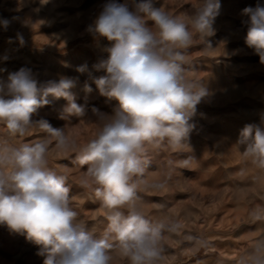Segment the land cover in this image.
Masks as SVG:
<instances>
[{
	"label": "clouds",
	"instance_id": "9594fccd",
	"mask_svg": "<svg viewBox=\"0 0 264 264\" xmlns=\"http://www.w3.org/2000/svg\"><path fill=\"white\" fill-rule=\"evenodd\" d=\"M48 0H41L47 4ZM221 12L220 0H196L190 13L175 15L157 0H107L87 26L94 39L111 42L103 50L106 58L87 74L99 95L117 105L111 113L95 106L91 113L96 125L93 136L83 144L69 137L66 128L53 127L45 118L35 119L39 110L64 99L60 119L88 117L87 95L93 89L86 81L85 103H77L72 91L78 77L60 76L39 81L32 70L21 67L0 78V225L24 235L38 248L43 264H170L169 241L187 244L193 253H207L214 240L189 231L195 214L185 210L167 214L166 203L146 210L142 192H171L166 178H152L149 168L154 152L182 153L191 150L190 136L197 105L209 90L196 77L188 50L197 42L213 49L208 38L216 33L215 21ZM240 15L247 27L245 44L264 64V3L244 7ZM7 19L0 20L5 31ZM23 45V36L17 34ZM12 39L9 38V43ZM8 55L0 57L7 61ZM7 69L0 68V72ZM93 72L103 75L94 76ZM33 136L31 140L23 138ZM234 145L241 157L256 171V183L239 190L237 198L250 204L246 222L264 223V114L259 123H248L240 130ZM215 147H220L218 143ZM84 167L92 181L87 200L99 203L103 219L97 224L81 218L75 196L63 167L54 158H69ZM195 156H188L176 167L188 168ZM173 161H168L172 165ZM246 175V170L240 173ZM197 264H205L197 260ZM234 264H264V229L250 239L234 258Z\"/></svg>",
	"mask_w": 264,
	"mask_h": 264
},
{
	"label": "rangeland",
	"instance_id": "374dc122",
	"mask_svg": "<svg viewBox=\"0 0 264 264\" xmlns=\"http://www.w3.org/2000/svg\"><path fill=\"white\" fill-rule=\"evenodd\" d=\"M107 0H0V20L7 19L10 26L5 31L0 27V57L8 55L7 61L0 60V78L6 80L8 72L21 67L30 68L39 81L58 79L60 76L78 77L77 86L72 89L76 102L85 103L83 85L87 81L93 91L87 95L88 117L70 120L60 119V109L64 99L52 100V104L39 110V115L47 119L53 127H64L70 138L77 144L90 139L96 125L91 107L111 113L117 101H107L99 95L95 84L87 74L76 69L87 64L89 69L98 60L107 57L103 50L111 42L105 38L94 39L86 29ZM123 3L124 0H117ZM221 12L214 27L216 33L208 38L213 49L197 42L188 50L189 58L197 78L209 90L210 95L197 105V114L192 122L196 125L190 136L191 150L182 153L165 151L152 154L149 173L152 178L168 181L171 192L148 191L141 196L146 210L154 216L161 211L153 206L166 203L163 210L169 215L185 210L195 214L194 221L187 225L189 231L201 233L214 240V247L205 253L193 254L189 246L177 245L169 241L170 264H234V258L242 252L250 239L264 223L246 222L250 204L237 198L239 190L251 188L256 183L257 171L246 162L234 145L240 130L248 123H259L264 114V64L259 56L245 44L247 27L242 21L247 17L241 10L254 6L257 0H220ZM196 0H157L175 15L190 13ZM264 3V0H261ZM23 36L20 44L17 34ZM9 38L12 42L9 43ZM94 76L104 73L93 72ZM0 129V135L3 134ZM33 136L25 137L31 140ZM220 147H215L217 144ZM69 158H54L52 164L63 168L75 196L74 205L81 218L89 225L103 219L99 203H91L87 196L91 192L92 181L85 174L87 166H75ZM195 156L188 168L176 167L177 161ZM173 161L172 165L168 161ZM246 170V175L241 171ZM264 200L256 199L251 206H260ZM38 248L24 235L11 232L0 225V264H43L37 256Z\"/></svg>",
	"mask_w": 264,
	"mask_h": 264
}]
</instances>
